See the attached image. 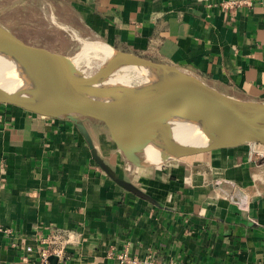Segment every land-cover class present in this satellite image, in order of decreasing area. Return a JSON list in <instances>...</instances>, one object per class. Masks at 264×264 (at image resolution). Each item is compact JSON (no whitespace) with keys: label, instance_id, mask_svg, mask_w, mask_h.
Returning a JSON list of instances; mask_svg holds the SVG:
<instances>
[{"label":"crops","instance_id":"0c3cea01","mask_svg":"<svg viewBox=\"0 0 264 264\" xmlns=\"http://www.w3.org/2000/svg\"><path fill=\"white\" fill-rule=\"evenodd\" d=\"M0 25L64 55L102 42L264 102V0H0ZM252 147L137 164L99 120L0 103V264H39L54 247L52 264H264Z\"/></svg>","mask_w":264,"mask_h":264},{"label":"water","instance_id":"95a60500","mask_svg":"<svg viewBox=\"0 0 264 264\" xmlns=\"http://www.w3.org/2000/svg\"><path fill=\"white\" fill-rule=\"evenodd\" d=\"M0 44L5 50L31 60L36 68L45 73L44 79L32 89L0 84V103L16 105L48 117L99 120L107 127L115 145L133 163L138 162L136 149L140 147V140L138 142L137 139L144 132L158 136L161 144L172 152L174 158L199 156L240 143L264 146L263 127L252 120V117L264 115V102L226 95L202 78L175 65L110 46V54L92 74L75 83H67L57 80L50 73L70 65L83 47L73 55L55 53L43 46L26 42L2 25ZM42 53L54 55L55 58ZM137 66L150 70L153 76L130 85H114L104 88L103 93H96L95 84L116 69ZM152 103H160L175 110L186 107V111L197 120L215 126L232 140L192 150L176 146L169 133L152 120ZM126 187L133 190L129 185Z\"/></svg>","mask_w":264,"mask_h":264},{"label":"bare ground","instance_id":"6f19581e","mask_svg":"<svg viewBox=\"0 0 264 264\" xmlns=\"http://www.w3.org/2000/svg\"><path fill=\"white\" fill-rule=\"evenodd\" d=\"M96 49L97 48H95V50ZM103 51H105L108 56L111 49L108 46ZM42 54L49 56L50 58H55L54 55H49L47 53ZM126 68L128 69V67H123L122 69L125 70ZM131 68L135 70L134 73L136 72L135 76L137 77V80L153 76V73L146 68L139 66ZM3 70L8 77L7 79L2 77ZM50 75L57 80L66 81L67 83H75L86 77L85 73L78 67L76 58H74L70 65L50 73ZM44 76L45 73L36 68L31 60L21 58L20 56L5 50L0 44V84H3L2 86H15L32 89L37 87L38 83L44 79ZM122 81H124V79ZM118 85H129V83L123 82ZM94 87L97 88L95 90L97 94L101 92L103 93L104 88H109L106 85H98L97 83ZM152 107L153 108L149 105V108H151L150 114L152 120L160 124L169 133L171 140L176 146L192 150L195 148L209 147L212 144H223L232 140L228 134L221 132L215 126L197 120L198 118L186 111V107L175 110L168 106H163L160 103H152ZM252 120L256 124L262 125L264 130V115H261V117L258 118L252 117ZM139 140L143 154L139 157L137 163L150 165L162 163L173 158L172 152L159 142L158 136L144 132L140 133Z\"/></svg>","mask_w":264,"mask_h":264},{"label":"rangeland","instance_id":"374dc122","mask_svg":"<svg viewBox=\"0 0 264 264\" xmlns=\"http://www.w3.org/2000/svg\"><path fill=\"white\" fill-rule=\"evenodd\" d=\"M67 38L68 37H65V35L59 36V39L61 41H64V42H66L65 40H67ZM73 46L75 48L76 44L73 43ZM100 46L103 48H101ZM81 47H83V48H82L81 52L78 54V56L76 57L77 64H78V67L85 73V75L88 76V75L92 74L97 69V67L100 64H102L103 61L105 60L107 54L103 50L106 49V47H108V45H106L104 43L102 44V42H97V41H84V42L80 43L78 47H76V49L73 51V53L77 52ZM92 47H93V49H92ZM95 48H97V49L95 50ZM73 53L69 54V55H73ZM86 53H88V54H86ZM122 68L123 67L116 69L111 74H109L104 80L97 82V84L98 85H106L107 87H111V86H114L115 84L118 85V84L123 83V82L129 83V85H130L131 83H134L137 81V77L135 76L136 72L134 73L135 70L133 68H128V69L126 68L125 70ZM4 73H5V71L3 70L2 77L7 79L8 77L6 76V73L5 74ZM123 79H124V81H122ZM137 141L139 142V139H137ZM142 154H143V152L141 151L140 147L138 149H136V155L138 157H141ZM175 158H177V157H175ZM156 164H159V163H156ZM150 165H152V164H150Z\"/></svg>","mask_w":264,"mask_h":264},{"label":"built area","instance_id":"2783aa9c","mask_svg":"<svg viewBox=\"0 0 264 264\" xmlns=\"http://www.w3.org/2000/svg\"><path fill=\"white\" fill-rule=\"evenodd\" d=\"M233 2H229V5H231ZM255 144V143H253ZM251 151L258 156L259 158L264 159V146L257 144V147H252ZM61 252V247H54L51 250L48 248L42 250L41 252V259L39 261V264H52L48 260L49 253H54L56 255H59ZM118 260L122 264H146L149 263L147 259H142L138 257H130L125 253H121L118 255ZM160 264H177L176 262L170 260V261H161Z\"/></svg>","mask_w":264,"mask_h":264}]
</instances>
